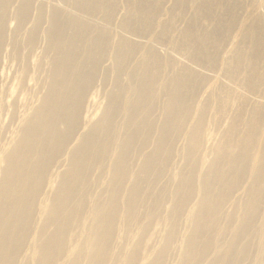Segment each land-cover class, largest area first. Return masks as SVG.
<instances>
[{"label": "bare ground", "instance_id": "1", "mask_svg": "<svg viewBox=\"0 0 264 264\" xmlns=\"http://www.w3.org/2000/svg\"><path fill=\"white\" fill-rule=\"evenodd\" d=\"M0 264H264V0H0Z\"/></svg>", "mask_w": 264, "mask_h": 264}]
</instances>
